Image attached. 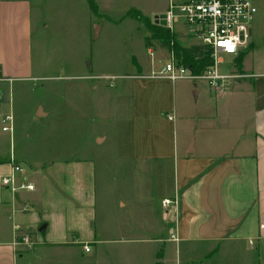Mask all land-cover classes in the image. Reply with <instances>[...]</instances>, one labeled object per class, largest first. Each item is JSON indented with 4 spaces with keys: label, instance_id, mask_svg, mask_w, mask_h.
I'll return each instance as SVG.
<instances>
[{
    "label": "crops",
    "instance_id": "0c3cea01",
    "mask_svg": "<svg viewBox=\"0 0 264 264\" xmlns=\"http://www.w3.org/2000/svg\"><path fill=\"white\" fill-rule=\"evenodd\" d=\"M156 1L163 6L156 7ZM96 2L97 14L88 0H0V83L90 80L88 90L67 92L68 115L82 108L83 113L93 110L101 117L102 110L105 119L106 94L101 88L105 86L100 81L109 76L126 77L127 82H119L116 95L120 106L130 112L129 156L138 169L141 164L153 188L163 189L159 208L155 211L152 207L146 222L140 223L129 197L117 196L113 208L109 207V188H100L93 167L73 155L44 158L34 168L24 167L18 178L32 183L34 189L13 192L1 180L11 173L13 161L26 166L27 159L16 153L1 157L0 264H166L181 252L197 257L194 264H264V71L249 73L243 61L240 72L244 76L222 93L205 80L186 78L176 86L155 75L173 52L156 40L147 43L148 31L144 43L157 56L150 66L133 56L131 73L106 75L84 58L83 64L66 62L76 65L66 76L52 74L60 60L47 56L43 37L34 39V23L50 27L52 19L43 22L49 4L51 16H57L53 20L56 27L76 26L75 18L81 17L89 44L92 32L99 38L110 27L131 18L130 9L154 20L167 11L170 0ZM141 27L145 26L137 23L131 29L138 34ZM171 32L184 47L203 45L183 20L176 22ZM250 43L254 45L253 40ZM2 91L5 93L0 86V116L13 113ZM58 96L63 95L45 92V99L34 106L33 118H50L53 100L49 98ZM78 97L84 99L83 107L76 105ZM181 119L185 123L181 124ZM106 138L95 135L99 145ZM166 164L171 167L170 175L162 178L160 168ZM152 175L156 182L149 179ZM176 195L180 211L175 224L162 200ZM24 204L30 206L28 211L22 210ZM28 234L34 236V242L22 243L21 238ZM86 244L90 251L85 250ZM106 251L110 262L105 259Z\"/></svg>",
    "mask_w": 264,
    "mask_h": 264
},
{
    "label": "rangeland",
    "instance_id": "374dc122",
    "mask_svg": "<svg viewBox=\"0 0 264 264\" xmlns=\"http://www.w3.org/2000/svg\"><path fill=\"white\" fill-rule=\"evenodd\" d=\"M252 1L257 12L248 27L247 40L248 42L253 40L254 45L250 43L244 49L247 56L243 61L249 73L253 71L257 73L264 71V0ZM52 3L55 6L56 2L52 1ZM155 6L161 8L163 4L156 1ZM51 14V4H49L43 22L50 23L52 19L50 27H37L34 23V39L43 37L47 56L60 60L61 64L56 63L53 66L52 74L66 76L71 73L73 66H76L67 65L66 62L70 64L74 61L80 64L84 58H87V61L94 62L95 69L99 68L106 75H112L111 73H116L113 75H128L131 73L130 68L133 67V56L139 58L145 66H150L151 60L157 57H154L155 52L148 51V47L144 43L148 35L147 28L141 27L138 34L137 31L131 29L139 23L137 21L135 23V19L128 17L126 21L122 20L121 24L110 27L99 38L95 36V32H92L88 44L85 25L82 24L81 17L75 18L76 26L71 24L64 26L63 24L62 28L53 24V20H56L57 16L52 17ZM115 15L118 17V12ZM224 57L225 62L220 65L221 70L224 72L232 70L241 74L243 62L240 68L236 65L235 60L231 61V56ZM80 67L85 69L84 65H77V68ZM125 78L109 76L100 81L105 86H101L106 94L105 111L107 116L105 119L102 118V110L101 117L97 111L93 110H86L83 113L82 108L74 109V113L68 115L67 92L88 90V83L92 82L90 80L55 78L46 81L36 79L1 82L0 86L5 91V93L2 91L4 100L13 107V130L12 132L4 131L0 121V158H10L15 153L24 156L27 159L24 162L27 167L23 166L27 169L30 166L36 167L38 165L36 162L44 158L59 159L64 155H73L76 158L85 159L90 168L94 169L96 184H99L100 188H109L107 191L108 206L113 208L112 202L117 196L129 197L133 211L138 214L140 223L141 221L146 222L152 207L155 208V211L159 208L163 189L156 186L153 188V183L145 177L141 164L138 169L136 165L138 163L133 162L129 156L130 112L120 106L121 102L116 95L121 88L118 85L119 82L120 84L122 81L127 82ZM184 80L180 79L174 83L178 86ZM196 81L201 82L202 80L196 79ZM47 91H54L55 95L61 92L63 96L49 98L53 100L51 102L52 116L36 121L32 114L34 106L37 101L45 99L43 95ZM83 100L81 97L76 98V105L83 107ZM177 104L179 105V94H177ZM177 121L179 123L178 118ZM180 122L181 124L185 123L184 119H181ZM98 133L107 137L102 145H99L95 140V135ZM160 169L163 170L162 178L167 173L170 175L171 167L167 164ZM155 177L152 175L149 179L152 178L156 182L157 178ZM147 185L149 188H146ZM109 211L110 209H108ZM138 234L142 235V230ZM146 234V236H151L150 232H146ZM28 237L30 242H34L32 234H28ZM108 253L109 251L105 252V259L110 262L111 257ZM180 255L176 257L174 254L176 259L172 258L166 264H194L198 260L194 255L191 258L182 255V252Z\"/></svg>",
    "mask_w": 264,
    "mask_h": 264
},
{
    "label": "built area",
    "instance_id": "2783aa9c",
    "mask_svg": "<svg viewBox=\"0 0 264 264\" xmlns=\"http://www.w3.org/2000/svg\"><path fill=\"white\" fill-rule=\"evenodd\" d=\"M257 8L252 0H170L166 14V27L172 30L179 20H183L189 31L201 40L202 44L210 51L212 64L201 74H192L188 68L178 63L171 54V59L166 62L161 70L155 74L158 77L167 78L173 82L180 79L205 80L209 87L217 92H225L232 82L244 75L234 71H222L220 65L225 62L224 56H231V61L250 44L248 42V27L255 17ZM173 119V115L169 116ZM13 116L5 113L0 116L4 131H12ZM24 166L13 161L12 171L1 180L4 186L11 191L33 190L32 183L20 180L18 175L24 173ZM163 206L172 213V220L176 224L180 199L178 195L162 200ZM30 206L24 204L23 211H28ZM172 238L177 240L175 233ZM22 243L30 244V238L26 235ZM86 251L90 247L84 246Z\"/></svg>",
    "mask_w": 264,
    "mask_h": 264
},
{
    "label": "trees",
    "instance_id": "16d2710c",
    "mask_svg": "<svg viewBox=\"0 0 264 264\" xmlns=\"http://www.w3.org/2000/svg\"><path fill=\"white\" fill-rule=\"evenodd\" d=\"M92 12L98 13V5L96 0H88ZM128 16L135 19L139 23L143 24L150 36L146 38V42L150 43L154 40L158 41L162 47L167 48L170 52H173L180 64L186 68H190L192 74H201L212 64V58L210 51L203 45H192L190 47L182 46L178 40H176L175 34L170 29L163 25L155 23L153 19L145 16L140 10L132 8L128 11ZM247 54L246 50L242 51L235 59L236 65L242 67V62ZM1 76V73H0ZM159 264V262L157 263Z\"/></svg>",
    "mask_w": 264,
    "mask_h": 264
},
{
    "label": "water",
    "instance_id": "95a60500",
    "mask_svg": "<svg viewBox=\"0 0 264 264\" xmlns=\"http://www.w3.org/2000/svg\"><path fill=\"white\" fill-rule=\"evenodd\" d=\"M154 22L166 26L167 25L166 14L164 13V14L156 15L154 17Z\"/></svg>",
    "mask_w": 264,
    "mask_h": 264
}]
</instances>
